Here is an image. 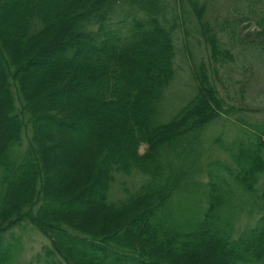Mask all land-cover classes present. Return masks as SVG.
I'll use <instances>...</instances> for the list:
<instances>
[{"label": "trees", "instance_id": "trees-1", "mask_svg": "<svg viewBox=\"0 0 264 264\" xmlns=\"http://www.w3.org/2000/svg\"><path fill=\"white\" fill-rule=\"evenodd\" d=\"M13 1L0 0L11 99L0 145V264L19 261L21 238L6 234L27 222L49 240L28 264H194L192 253L207 238L220 242L221 264H264V116L242 114L218 83L232 57L209 0ZM241 2L264 28V0ZM11 5L20 20L4 26L1 10ZM172 25L194 26L183 33L197 90L165 120L176 72ZM29 44L38 49L20 57ZM59 52L63 66L41 77L40 58ZM71 90L86 103L42 105ZM80 117L92 119L84 121L94 132L75 138ZM230 118L234 133L215 130L216 121ZM67 145L76 158L55 174L53 151ZM133 173L145 180L111 201L116 177ZM92 204L106 221L86 215ZM243 217L248 222L240 225ZM141 221L148 243L135 236ZM169 248L176 257L165 262L160 255Z\"/></svg>", "mask_w": 264, "mask_h": 264}, {"label": "rangeland", "instance_id": "rangeland-1", "mask_svg": "<svg viewBox=\"0 0 264 264\" xmlns=\"http://www.w3.org/2000/svg\"><path fill=\"white\" fill-rule=\"evenodd\" d=\"M241 1L242 0H209L208 14L212 17L211 21L214 24L224 28H218L220 31L219 35L226 47L230 50L232 57V60H230V62L224 66L225 68L222 69V82L218 83L219 85L221 84L220 87L227 97L232 98L235 96L238 99V105L242 106L244 109V113L242 114L256 119L264 116V28L259 19L256 18L253 13L249 12L246 7L242 8ZM15 2L13 1V3ZM11 6H7L6 10H1V15H6L4 20L6 23L4 24V21L2 22V25L4 26L14 23L16 25L20 20L18 9L15 10V6ZM237 10L240 11V14L237 12ZM11 28V33H14V31H16L15 26H12ZM192 28L194 29V26L180 27L178 25L175 28V26L172 25V33L169 34L173 36V41L175 40L176 72L174 74L172 84L169 86L165 94V120H168L171 115L175 114L178 109L185 106V104L196 95L195 93L197 86L193 72V66L196 63L189 58V53L185 43L187 42L190 33L193 31ZM185 29L189 30L188 37V33L186 35L183 33V30ZM18 32L19 30L17 29V35ZM13 37H15L13 38L15 41L17 40L16 43L20 44L22 42V40L21 42L18 41L17 36ZM20 48L22 49H20L21 52H19L20 57L21 53L30 55L33 51L38 49L34 45L31 46V44L26 45V47L22 46ZM198 52V50L195 51L197 54ZM14 53L16 54L17 51ZM60 55L61 52L58 54L47 53L42 56L40 58V63L42 64L36 65L38 68L37 73L40 72L41 77H43L44 73L49 76V74L53 73L54 71L57 72L58 69L63 66L62 61L59 59ZM80 60L87 59L83 56ZM36 66H33V68L36 69ZM77 68L79 69L78 72L87 74V67L85 68L86 70L83 69L82 66H78ZM4 71V62L2 61V57H0V145L4 138L9 134V130L6 129V127L8 123H11L8 119L9 108H7L8 105H11V99L7 92L8 86ZM28 71L29 74L32 72L31 69ZM28 85H32L33 87L35 82ZM77 99L80 100L76 103L75 100ZM59 102H63L70 106L83 105L86 103L82 93L73 92L71 90L67 91V93L61 94L59 98L55 97L48 102L45 101L42 105L50 103L58 104ZM82 114H84V112H82ZM82 114L80 113V115ZM81 118L82 117H80V121L73 125L72 132L75 134V138H80L85 136L87 133L94 132L92 128L89 129L87 126L88 123L86 122L89 121V125H93L91 121L92 119L86 120L84 117V120H86L84 121L81 120ZM236 125L237 122L234 123L231 121V118L230 121L227 119H225V121L220 119L214 124L216 131L226 132L228 134L232 132L234 133ZM43 132L46 133L45 130ZM47 134L57 137L54 134ZM72 149L73 148L71 146L68 147L67 145V148L55 149L53 151V156L50 161L53 163L57 162L59 164L54 172L55 174L56 172L58 173L59 169L65 170L69 164H72L73 160L76 158L75 155L73 156ZM147 150V145L141 144L139 149L140 154L144 155ZM55 179L56 181L60 180L59 177ZM144 180V176L138 175L136 173L131 175H118L110 190L109 195L111 201L122 199L128 194V192L135 191L139 187L138 185ZM73 206L77 208L79 204H75ZM103 213L104 210L101 209L99 205L94 206V204H92L90 212H87L86 215L91 217L99 214L98 223H101L100 220H102V218L105 220L106 218V216L103 217ZM141 222L133 226L134 228L137 227L140 229V232L136 230L134 231L137 238H145L143 233L146 228H143L144 222ZM247 222V217H243L241 219L240 225L247 224ZM103 223L105 224V222ZM94 224L95 223H92L91 226L94 227ZM96 226H98V224ZM7 233L8 234H6V238L13 235L20 237L24 246L23 256L21 259H19L20 261L16 262L15 264H28L34 261V257L41 252L44 246L49 244L48 238L45 237L40 232V230L35 228L33 225L28 224V222ZM139 233L141 235H139ZM149 239H151V237L147 235V238H145L146 243H148ZM159 248L160 247H158V249ZM160 256L161 260H164L165 262L170 261L172 257H176L173 249L170 251H163ZM192 256L193 257L191 261L194 264H221V262L226 261L227 258L223 252L220 242L215 238H207L204 243L202 242L201 245H199L197 249L194 250ZM173 259L174 258H172V260Z\"/></svg>", "mask_w": 264, "mask_h": 264}, {"label": "bare ground", "instance_id": "bare-ground-1", "mask_svg": "<svg viewBox=\"0 0 264 264\" xmlns=\"http://www.w3.org/2000/svg\"><path fill=\"white\" fill-rule=\"evenodd\" d=\"M39 255V254H38ZM23 256V254H21V256H20V259H21V257ZM20 261V260H19Z\"/></svg>", "mask_w": 264, "mask_h": 264}]
</instances>
